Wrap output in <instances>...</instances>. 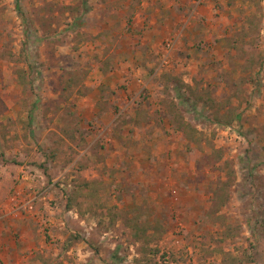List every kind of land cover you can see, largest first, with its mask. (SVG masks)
<instances>
[{"label": "rangeland", "instance_id": "374dc122", "mask_svg": "<svg viewBox=\"0 0 264 264\" xmlns=\"http://www.w3.org/2000/svg\"><path fill=\"white\" fill-rule=\"evenodd\" d=\"M93 3L0 0V219L31 223L25 263L264 264V0H191L171 21L194 39L132 85L100 74L134 16ZM106 86L138 94L116 116Z\"/></svg>", "mask_w": 264, "mask_h": 264}, {"label": "crops", "instance_id": "0c3cea01", "mask_svg": "<svg viewBox=\"0 0 264 264\" xmlns=\"http://www.w3.org/2000/svg\"><path fill=\"white\" fill-rule=\"evenodd\" d=\"M92 5L94 6V9L97 13L111 17H107V19L105 18V22L103 23L105 26L107 24L106 27H109L108 29H114L112 21L113 24L115 23V20H118L121 23L122 19L124 20V16H128L129 14L134 16L133 23L130 27V32L132 35L128 36L131 41L129 44H131L130 47L132 56L130 57V59L127 58V61H124L123 59H125V56H123V52H113V56H115V58L112 61L113 65L111 66V71H109L107 74H103V72L101 71L102 74H100L103 77L106 76L107 79L109 77H113L117 80L126 81L125 83H129L130 85H132L136 81L137 83L146 82V74H144V71L140 70V68L134 67L133 65L145 63L149 60H152L154 56H156L157 58V56H159L161 52L160 47L162 46V42L164 41V38L166 36L170 34H175L177 35V37L179 36L178 39L175 40V42H177L175 43V46L179 47V45L181 44V37L183 36L182 31L180 30L183 28V26H179L181 22H178V19L176 20L177 22L173 24L171 18L174 14H180L181 7H189V5H191V0H94V3ZM193 25L192 23H190L191 28L193 27ZM188 30L190 29L188 28ZM183 37H186L187 40L194 39L192 38L191 33H186V35H184ZM164 54L163 56H165ZM158 61L161 63V56L158 57ZM149 80L150 78L148 79V81ZM106 87L102 88L105 91L104 95L108 94L113 99H108V101L110 102L107 101V103L104 104V107L112 110L114 109L112 108V105H116L118 109L117 111H119L116 116H119V114L122 113L125 107H127V105L123 106V98L126 99L129 95L131 96V94L135 96L138 94V92H136L135 90H130V88L126 90V88L117 89L116 86L115 88H109L108 86ZM157 94L158 93H156L155 95ZM116 96L117 102L114 99V97ZM152 107H149V109L156 108V106ZM144 109L145 108H142V110ZM110 115L112 117L113 114ZM135 116L136 114H134L133 116L130 115L128 117L135 118ZM137 122H139V120L135 119L134 125L137 124ZM157 133L158 131L154 134L157 135ZM146 134L147 132L143 130L137 131L138 137L145 140V142H147V140L145 139ZM142 156L145 157V155ZM1 219L0 264H26V261L23 257V255L25 254V249L23 250L22 243H13L11 239L14 238L13 235L15 233H19L22 235L24 234L25 236V234L29 231L30 239L32 240L33 230L31 228V223L27 221L26 218L10 220L4 218L3 216V219ZM37 237L38 239L40 238L39 236ZM33 244L34 243H32V245ZM42 245H44V242L42 241V238H40V246Z\"/></svg>", "mask_w": 264, "mask_h": 264}, {"label": "trees", "instance_id": "16d2710c", "mask_svg": "<svg viewBox=\"0 0 264 264\" xmlns=\"http://www.w3.org/2000/svg\"><path fill=\"white\" fill-rule=\"evenodd\" d=\"M181 130L185 131V128H183V127H182V129H181Z\"/></svg>", "mask_w": 264, "mask_h": 264}]
</instances>
